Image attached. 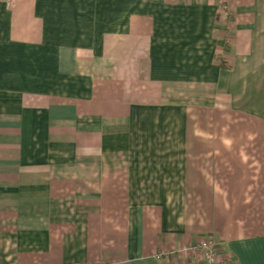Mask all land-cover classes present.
I'll list each match as a JSON object with an SVG mask.
<instances>
[{"label":"crops","instance_id":"obj_1","mask_svg":"<svg viewBox=\"0 0 264 264\" xmlns=\"http://www.w3.org/2000/svg\"><path fill=\"white\" fill-rule=\"evenodd\" d=\"M202 238L264 264V0H0V264Z\"/></svg>","mask_w":264,"mask_h":264},{"label":"built area","instance_id":"obj_2","mask_svg":"<svg viewBox=\"0 0 264 264\" xmlns=\"http://www.w3.org/2000/svg\"><path fill=\"white\" fill-rule=\"evenodd\" d=\"M173 253L199 258L200 264H226V261L220 258L218 246L211 238H202L197 243L183 246Z\"/></svg>","mask_w":264,"mask_h":264},{"label":"trees","instance_id":"obj_3","mask_svg":"<svg viewBox=\"0 0 264 264\" xmlns=\"http://www.w3.org/2000/svg\"><path fill=\"white\" fill-rule=\"evenodd\" d=\"M218 44H219V46H221L223 48V50H228L230 48L229 47L230 44H229L228 40L225 38H220ZM218 60L221 64V67L224 70L229 71L231 69L230 64L226 60H224L222 57H219Z\"/></svg>","mask_w":264,"mask_h":264},{"label":"bare ground","instance_id":"obj_4","mask_svg":"<svg viewBox=\"0 0 264 264\" xmlns=\"http://www.w3.org/2000/svg\"><path fill=\"white\" fill-rule=\"evenodd\" d=\"M228 263V262H227Z\"/></svg>","mask_w":264,"mask_h":264}]
</instances>
